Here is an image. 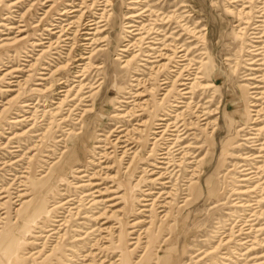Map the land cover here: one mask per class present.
<instances>
[{"label":"rangeland","instance_id":"rangeland-1","mask_svg":"<svg viewBox=\"0 0 264 264\" xmlns=\"http://www.w3.org/2000/svg\"><path fill=\"white\" fill-rule=\"evenodd\" d=\"M0 264H264V0H0Z\"/></svg>","mask_w":264,"mask_h":264},{"label":"bare ground","instance_id":"bare-ground-1","mask_svg":"<svg viewBox=\"0 0 264 264\" xmlns=\"http://www.w3.org/2000/svg\"><path fill=\"white\" fill-rule=\"evenodd\" d=\"M73 11H76V10H73ZM92 24H94V23H92ZM86 29H88L87 31H86V35H88V34H90L91 32H90V30H92L93 28L91 27V26H89V27H87ZM54 33V32H53ZM148 34H152V32H150V29H148V31H147V35ZM146 37V36H145ZM84 39H88L89 40V38H87V37H85ZM176 52H174V53H172L171 54V56H166V57H168L169 58V60H172L174 63H176V64H178V62H176V61H181V55H178V54H175ZM164 54V53H163ZM162 55V53L161 54H159V56H161ZM177 57V59H179V60H174V58H176ZM173 67H175V69H171V71H174V72H177L178 74H177V77H176V80H177V78L180 76V73H181V70H182V67H178V66H173ZM159 68H164V65H160L159 66ZM188 68V67H187ZM185 70V69H184ZM186 79H188V78H186ZM163 83H167L166 81L165 82H163ZM180 85H183V86H185V87H183V88H181L182 90H183V93H189V91H187L186 89H187V87H186V85H187V82L186 81H184V82H181V84ZM61 91H64V90H61ZM65 93H67V91H64ZM254 118V117H253ZM166 131V129L164 128L163 130H159V131H156V133H160V134H164V132ZM162 136V135H161ZM176 136V135H175ZM117 143V142H116ZM171 144V143H170ZM168 145V144H167ZM172 147L171 146H169V148L168 149H171ZM169 151V150H168ZM182 153V152H181ZM163 156L161 157L163 160L162 161H160V163L161 164H164V163H166V164H168L169 163V155H170V153L169 152H163ZM257 157H260L261 156V154H259V155H256ZM166 162H165V161ZM164 166V165H163ZM158 167H160V166H158ZM245 170H247L246 172H245V174L246 175H249V174H251L253 171L252 170H250V169H245ZM158 178H160V176L158 177ZM99 181V180H98ZM164 188V187H163ZM158 191H159V189H158ZM153 193V192H152ZM164 193H166V196L167 197H169V192H164ZM164 195V194H163ZM152 196V195H151ZM160 202V201H159ZM163 208V207H162ZM27 212V211H26ZM162 212V211H161ZM141 221V220H140ZM251 227V226H250ZM132 228V227H131ZM131 233V232H130ZM45 237V236H44ZM128 248V247H127ZM95 255V254H94ZM83 263V262H82ZM102 263V262H101Z\"/></svg>","mask_w":264,"mask_h":264}]
</instances>
